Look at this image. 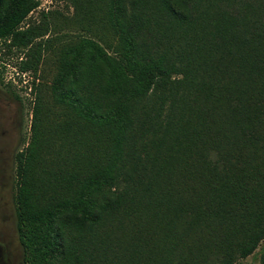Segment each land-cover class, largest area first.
<instances>
[{
  "label": "trees",
  "instance_id": "obj_1",
  "mask_svg": "<svg viewBox=\"0 0 264 264\" xmlns=\"http://www.w3.org/2000/svg\"><path fill=\"white\" fill-rule=\"evenodd\" d=\"M66 1L85 18L106 2ZM37 4L0 0V42L23 51L17 71L32 76L28 141L15 156L27 264H106L87 239H113L107 212L116 223L129 215L132 264L152 251L162 264H206L210 246L213 264H232L264 242V159L253 161L257 125L264 133L261 0H108L112 54L85 38L50 85L35 81L41 28L21 27ZM156 90L166 92L147 114L137 102ZM243 91L246 117L230 101ZM135 174H145L136 191Z\"/></svg>",
  "mask_w": 264,
  "mask_h": 264
},
{
  "label": "rangeland",
  "instance_id": "obj_2",
  "mask_svg": "<svg viewBox=\"0 0 264 264\" xmlns=\"http://www.w3.org/2000/svg\"><path fill=\"white\" fill-rule=\"evenodd\" d=\"M37 2V6L29 12L21 23V27L38 24L41 28L42 35L37 38V41L42 43L44 51L38 64V77L35 78V81L42 80L46 85H50L62 71L64 73L68 70L70 74L69 69L75 62L73 51L80 41L85 38L97 43L107 54H112L115 35H113L110 27L108 0H106L102 12L94 18H85L89 15L76 13L73 5L67 1L65 2V0H37ZM102 14H104V17ZM256 14L264 21V0H261V6L258 5ZM65 56L72 59L71 65L67 68H61L63 63L61 57ZM21 58H23V51L14 46H7V42H0V248L9 264L29 263L28 250L26 252L19 239L15 204V156L28 141L32 102L29 85L32 76L29 73L20 74L17 71V63ZM97 73L100 72L97 71ZM92 81V79L87 80L88 86ZM93 85L90 88L96 90L97 96H102L104 91H98ZM165 92L166 90L162 92L156 90L149 98L139 99L137 106L141 107L142 111L147 109V114H152L153 105L147 103L152 102L154 106L157 105L161 95ZM245 93V91L241 93L239 100L234 97L230 98L232 107L234 105L238 107L237 112L242 117H246L247 110L252 107L253 100L252 97H249L244 101ZM259 103L260 101L257 100V104ZM160 116H162V113ZM255 134L254 140L257 141L254 147L256 153L253 161L256 164L264 159V133L260 131L258 125ZM85 136L87 138L91 137L90 132L85 133ZM87 141L90 142L91 140ZM161 156L162 153L158 152L154 159ZM135 178L136 181L133 178L131 185V188L132 186L135 187L134 191L144 185L145 174H135ZM116 218L113 212L106 213L105 222L110 221L109 233L116 241L111 237L105 239L104 235H100L99 230L97 232L93 230L91 232L92 236L90 235L87 240L90 242L92 250L96 249V241H98V249L102 247V250L105 251L106 264H132L128 261V256L124 257L122 255L128 243L125 238L132 236L131 232L125 229L124 226L129 215L125 217L124 214L118 223L114 221ZM133 221L134 215L130 218L129 225H132ZM76 241L82 248L85 240L77 238ZM210 248V251L202 253L204 255L203 261L206 264H213L219 260L217 255L213 253L218 252V249L215 246H210ZM262 249H264V242H260L250 254L244 257L236 255L232 264H258L259 252ZM126 252L128 254L127 249ZM114 253L116 254L114 255ZM197 255L201 256L199 252H197ZM136 256L140 257L138 264H162L160 255L154 251L148 255L137 254ZM100 259L102 258L100 257ZM53 262L58 264L56 261Z\"/></svg>",
  "mask_w": 264,
  "mask_h": 264
},
{
  "label": "flooded vegetation",
  "instance_id": "obj_3",
  "mask_svg": "<svg viewBox=\"0 0 264 264\" xmlns=\"http://www.w3.org/2000/svg\"><path fill=\"white\" fill-rule=\"evenodd\" d=\"M0 264H9L8 261L5 260L1 248H0Z\"/></svg>",
  "mask_w": 264,
  "mask_h": 264
}]
</instances>
